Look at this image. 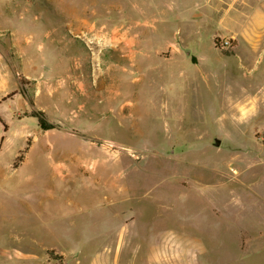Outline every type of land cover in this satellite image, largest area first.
Returning a JSON list of instances; mask_svg holds the SVG:
<instances>
[{
  "label": "rangeland",
  "instance_id": "rangeland-1",
  "mask_svg": "<svg viewBox=\"0 0 264 264\" xmlns=\"http://www.w3.org/2000/svg\"><path fill=\"white\" fill-rule=\"evenodd\" d=\"M222 1L0 0V264H264V53Z\"/></svg>",
  "mask_w": 264,
  "mask_h": 264
},
{
  "label": "crops",
  "instance_id": "crops-1",
  "mask_svg": "<svg viewBox=\"0 0 264 264\" xmlns=\"http://www.w3.org/2000/svg\"><path fill=\"white\" fill-rule=\"evenodd\" d=\"M208 2H211L215 7L224 5L222 0H208ZM231 2L232 4L229 3V6L234 8L226 7V9L221 13V21L228 23L227 25L235 34L233 36L240 38L241 40H245L246 47L251 53L263 54L264 0H232ZM182 3L184 5L185 2ZM174 7L175 6H172L171 8Z\"/></svg>",
  "mask_w": 264,
  "mask_h": 264
},
{
  "label": "trees",
  "instance_id": "trees-1",
  "mask_svg": "<svg viewBox=\"0 0 264 264\" xmlns=\"http://www.w3.org/2000/svg\"><path fill=\"white\" fill-rule=\"evenodd\" d=\"M218 46V45H217ZM44 112L43 111H38L33 114V116L38 118L39 126L43 129H49V128H54L55 125L53 123H48L46 119L44 118Z\"/></svg>",
  "mask_w": 264,
  "mask_h": 264
},
{
  "label": "water",
  "instance_id": "water-1",
  "mask_svg": "<svg viewBox=\"0 0 264 264\" xmlns=\"http://www.w3.org/2000/svg\"><path fill=\"white\" fill-rule=\"evenodd\" d=\"M186 54L187 55H190V53H191V50L190 49H188V48H186ZM222 140H223V138L222 137H220V136H215L214 138H213V145L214 146H216V147H219L220 145H221V143H222Z\"/></svg>",
  "mask_w": 264,
  "mask_h": 264
},
{
  "label": "bare ground",
  "instance_id": "bare-ground-1",
  "mask_svg": "<svg viewBox=\"0 0 264 264\" xmlns=\"http://www.w3.org/2000/svg\"><path fill=\"white\" fill-rule=\"evenodd\" d=\"M91 29L94 30V27H91ZM91 29H90V30H91ZM106 34H107V33H106ZM106 34H105V35H106ZM108 35H109V34H108ZM108 35H107V36H108ZM107 36H105V39H106V40H108V37H107ZM113 36H114V35H113ZM103 37H104V35H100V38H103ZM103 39H104V38H103ZM114 39H115V38H114ZM103 41H104V40H103ZM105 42H106V41H105ZM110 42H111V41H110ZM116 42H118V41H116ZM139 44H140V43H139ZM116 49H117V48H116ZM116 49H115V50H116ZM118 50H119V49H118ZM132 53H133V52H132ZM135 55H136V54H135ZM132 57H134V56H132ZM127 58H128V57H127ZM243 108H244V107H243ZM243 108H242V109H243ZM246 113H247V112H246Z\"/></svg>",
  "mask_w": 264,
  "mask_h": 264
},
{
  "label": "built area",
  "instance_id": "built-area-1",
  "mask_svg": "<svg viewBox=\"0 0 264 264\" xmlns=\"http://www.w3.org/2000/svg\"><path fill=\"white\" fill-rule=\"evenodd\" d=\"M226 44H229L230 42L229 41H225Z\"/></svg>",
  "mask_w": 264,
  "mask_h": 264
}]
</instances>
